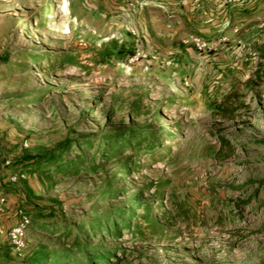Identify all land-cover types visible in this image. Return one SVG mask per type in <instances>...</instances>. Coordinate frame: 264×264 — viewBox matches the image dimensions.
<instances>
[{"label": "rangeland", "instance_id": "1", "mask_svg": "<svg viewBox=\"0 0 264 264\" xmlns=\"http://www.w3.org/2000/svg\"><path fill=\"white\" fill-rule=\"evenodd\" d=\"M1 194L0 264H264V0H0Z\"/></svg>", "mask_w": 264, "mask_h": 264}, {"label": "trees", "instance_id": "2", "mask_svg": "<svg viewBox=\"0 0 264 264\" xmlns=\"http://www.w3.org/2000/svg\"><path fill=\"white\" fill-rule=\"evenodd\" d=\"M150 135H151L150 132L147 131V130H145L143 132V134H137V135L135 134V136H133V138L131 140H126V142L124 141V138H122V137H120V140L119 141L118 140H115L114 138H103V140H102L103 142L111 140V145L113 144L111 146V150L110 151H108V149H107L106 146H104L105 148L101 149L103 153H104V151H107V154L109 155L108 157H103V158H105L106 160H110L114 156L122 155L124 148H137V150H136V152H137V151L141 150V147L143 145H145L147 147V148H144V149H146V151H151V148H152V145L153 144L151 143V138L152 137ZM136 140L138 141L136 146H132V144H134V143H129V142H132V141L134 142ZM122 142H123V144H120ZM112 154H114V155H112ZM36 159H37V161L34 164H31V165L32 166L33 165H45L46 166V170L54 169V168L57 167V169H59L60 172H61L62 171L61 169L66 168V169L71 170L75 166V164L73 162L72 163H66L65 164L64 162H60V160L58 158L53 159L52 157H50V158H47V157H38ZM127 161L128 160H126V162H125L124 165H127L128 164ZM94 170H95V168L92 169V171H94ZM126 170H124V171H126ZM20 175L23 176L22 174H20ZM21 180H22V178L20 179V181ZM16 184H13V185H16ZM3 195L7 196L8 197V200H9V195H6V194H3ZM9 203H10V200H9ZM139 204H140V202H136L135 203V205H137V206ZM18 209H23L27 213L26 209L24 207H22V206H18L17 208H10V205H8V213H13V212L15 213V211H17ZM50 224H51V222L49 221L48 218H46L40 224H38V226L45 228V227H47ZM33 225H34V223H33V219H32V226ZM109 226L110 227H113L115 229V231H117L118 224H116V223L113 222V224H110ZM103 231H105V229ZM108 232H110V231L108 230ZM81 247L82 246H79V249ZM11 250H12V248H11ZM46 260H47L46 253H43V258L40 259V260H38L37 263H44V262H46ZM87 263L89 264L90 263V260H87Z\"/></svg>", "mask_w": 264, "mask_h": 264}, {"label": "built area", "instance_id": "3", "mask_svg": "<svg viewBox=\"0 0 264 264\" xmlns=\"http://www.w3.org/2000/svg\"><path fill=\"white\" fill-rule=\"evenodd\" d=\"M27 147V144L25 145ZM12 165L11 160L4 162L5 167ZM23 176L20 174H14L10 177V182L16 184L20 181ZM9 200L8 197L0 195V237L4 234L7 235L9 245L13 252L16 254H22L27 248L29 231L32 228V218L23 209L15 211L14 216L16 217L14 225L6 230L5 226L1 223V219L8 213Z\"/></svg>", "mask_w": 264, "mask_h": 264}]
</instances>
